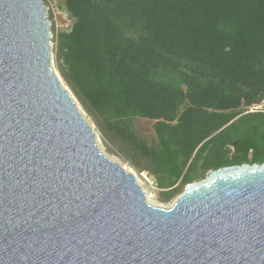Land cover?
I'll return each mask as SVG.
<instances>
[{
  "label": "water",
  "instance_id": "95a60500",
  "mask_svg": "<svg viewBox=\"0 0 264 264\" xmlns=\"http://www.w3.org/2000/svg\"><path fill=\"white\" fill-rule=\"evenodd\" d=\"M50 28L42 0H0V264H264V163L150 205L62 86Z\"/></svg>",
  "mask_w": 264,
  "mask_h": 264
},
{
  "label": "trees",
  "instance_id": "16d2710c",
  "mask_svg": "<svg viewBox=\"0 0 264 264\" xmlns=\"http://www.w3.org/2000/svg\"><path fill=\"white\" fill-rule=\"evenodd\" d=\"M56 68L100 130L144 157L162 203L264 163V0H65ZM137 119L154 121L142 138Z\"/></svg>",
  "mask_w": 264,
  "mask_h": 264
},
{
  "label": "rangeland",
  "instance_id": "374dc122",
  "mask_svg": "<svg viewBox=\"0 0 264 264\" xmlns=\"http://www.w3.org/2000/svg\"><path fill=\"white\" fill-rule=\"evenodd\" d=\"M42 1L44 6L47 8L48 20L51 22L52 68L60 77L62 86L68 87L56 68L55 51L57 47L58 34L70 31L74 24V19L65 8V0ZM75 100L78 105L79 112L90 124L96 134L97 146L100 152L111 161L118 163L127 172H132L136 176L138 184L143 190H145V193L148 196L147 200L150 205L161 208H170L176 199L169 203H162L160 200L161 196L159 195L160 189L156 186L154 177L148 172H141V169L148 165L147 160L139 155L129 143L123 141L111 131L106 130L107 132L103 133L80 102L76 98ZM134 125L136 132L142 138L149 142H152L155 139V132L153 128L154 121L148 119H137L135 120Z\"/></svg>",
  "mask_w": 264,
  "mask_h": 264
},
{
  "label": "built area",
  "instance_id": "2783aa9c",
  "mask_svg": "<svg viewBox=\"0 0 264 264\" xmlns=\"http://www.w3.org/2000/svg\"><path fill=\"white\" fill-rule=\"evenodd\" d=\"M247 113H259L264 114V101L259 103L258 105L252 106ZM146 197L148 198L147 194Z\"/></svg>",
  "mask_w": 264,
  "mask_h": 264
},
{
  "label": "bare ground",
  "instance_id": "6f19581e",
  "mask_svg": "<svg viewBox=\"0 0 264 264\" xmlns=\"http://www.w3.org/2000/svg\"><path fill=\"white\" fill-rule=\"evenodd\" d=\"M134 172V171H133ZM139 178V177H138ZM145 191V190H144Z\"/></svg>",
  "mask_w": 264,
  "mask_h": 264
}]
</instances>
